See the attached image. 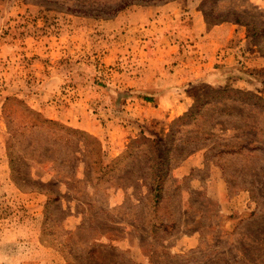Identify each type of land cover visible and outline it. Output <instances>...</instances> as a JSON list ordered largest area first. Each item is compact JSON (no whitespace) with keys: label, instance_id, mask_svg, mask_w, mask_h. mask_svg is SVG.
Instances as JSON below:
<instances>
[{"label":"rangeland","instance_id":"rangeland-1","mask_svg":"<svg viewBox=\"0 0 264 264\" xmlns=\"http://www.w3.org/2000/svg\"><path fill=\"white\" fill-rule=\"evenodd\" d=\"M68 261L264 264V0H0V264Z\"/></svg>","mask_w":264,"mask_h":264},{"label":"trees","instance_id":"trees-1","mask_svg":"<svg viewBox=\"0 0 264 264\" xmlns=\"http://www.w3.org/2000/svg\"><path fill=\"white\" fill-rule=\"evenodd\" d=\"M239 21V19H236V22ZM233 72V74H235L234 76H238L239 78H241L243 81L250 83V82H254L256 80L255 75H253L251 72L245 71L241 68L238 67H232L230 69L223 67L221 69H218V72L216 73H209L204 79L203 81H206L207 85H221L223 83H225L227 81V79L229 78L230 73ZM218 76L220 77V80H212L211 76ZM205 83V82H204ZM144 98L146 100H149L150 98V93L149 92H144L143 93ZM32 114L34 115H38L34 110L31 109ZM181 118H178V120H180ZM49 123H55L52 121H48ZM59 126L63 127L66 131L68 132H73V133H81V134H85L86 137H88V139H92L93 142L91 143L92 147L90 149L87 150L86 155L89 156L92 154V156H94L93 158L98 161L99 163L102 162L101 159V143L94 137H92L91 135H89L88 133L82 131V130H78V129H73L70 127H66L64 125H60ZM142 139L146 140L148 147L151 149V153L153 154V161L155 162L154 166L151 168V173H150V192L153 194V199L158 200L161 194V188H162V182L164 180V178L167 176V173L169 171V163H168V159L166 158V153L168 152V150L165 151V155L162 156H157L158 155V148L160 147L159 144H154V141H150L148 139H146L145 137H143ZM138 142V141H136ZM140 143H145V142H140ZM153 143V144H152ZM85 147H88V144L85 142L84 143ZM156 166V167H155ZM46 194L48 195V203H50L51 201H56L57 200V196L55 195V193L51 190L48 189L46 191ZM97 250L96 249H92L89 251V253H95ZM68 264L69 261H68ZM102 264V263H100Z\"/></svg>","mask_w":264,"mask_h":264},{"label":"crops","instance_id":"crops-1","mask_svg":"<svg viewBox=\"0 0 264 264\" xmlns=\"http://www.w3.org/2000/svg\"><path fill=\"white\" fill-rule=\"evenodd\" d=\"M212 72H213V73H216V72H218V69H212L211 71L208 72V74H209V73H212ZM211 78H212V80H213V79H214V80H218V81L220 80V77H218V76H214V75H212ZM203 82L207 83L206 81H203ZM160 96H161V94H160Z\"/></svg>","mask_w":264,"mask_h":264}]
</instances>
